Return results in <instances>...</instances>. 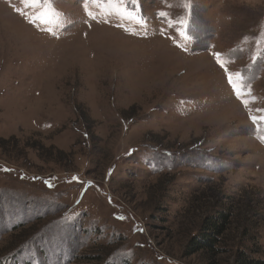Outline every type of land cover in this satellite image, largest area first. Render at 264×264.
Segmentation results:
<instances>
[{
	"label": "rangeland",
	"instance_id": "1",
	"mask_svg": "<svg viewBox=\"0 0 264 264\" xmlns=\"http://www.w3.org/2000/svg\"><path fill=\"white\" fill-rule=\"evenodd\" d=\"M260 117L264 0H0V264L264 262Z\"/></svg>",
	"mask_w": 264,
	"mask_h": 264
},
{
	"label": "trees",
	"instance_id": "2",
	"mask_svg": "<svg viewBox=\"0 0 264 264\" xmlns=\"http://www.w3.org/2000/svg\"><path fill=\"white\" fill-rule=\"evenodd\" d=\"M212 212L213 215L204 217L197 229V234L189 240L188 255L202 252L210 258H215L222 254L221 246L230 228V217L233 213L223 209ZM235 255V264H264V262L251 258L250 255L245 253L238 252Z\"/></svg>",
	"mask_w": 264,
	"mask_h": 264
},
{
	"label": "snow or ice",
	"instance_id": "3",
	"mask_svg": "<svg viewBox=\"0 0 264 264\" xmlns=\"http://www.w3.org/2000/svg\"><path fill=\"white\" fill-rule=\"evenodd\" d=\"M34 2H35V0H34ZM216 57H217V63L220 65L221 68H224L225 66L220 63L219 54H216ZM228 84L232 87L233 91L236 92L237 97L239 98L240 94H241L240 90L237 88V85L233 82V79H232L231 75H228ZM251 119H252V123L253 124L257 123V119L258 118L252 117ZM259 119L264 120V117H260ZM261 140H262V142H264V137H261Z\"/></svg>",
	"mask_w": 264,
	"mask_h": 264
},
{
	"label": "bare ground",
	"instance_id": "4",
	"mask_svg": "<svg viewBox=\"0 0 264 264\" xmlns=\"http://www.w3.org/2000/svg\"><path fill=\"white\" fill-rule=\"evenodd\" d=\"M112 57H113V55H112ZM112 57H111V58H112ZM113 58H114V57H113Z\"/></svg>",
	"mask_w": 264,
	"mask_h": 264
}]
</instances>
